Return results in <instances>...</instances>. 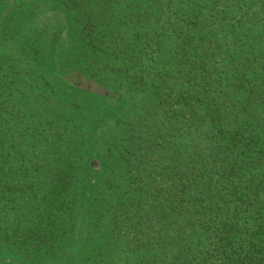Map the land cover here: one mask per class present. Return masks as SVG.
I'll use <instances>...</instances> for the list:
<instances>
[{
    "label": "trees",
    "instance_id": "1",
    "mask_svg": "<svg viewBox=\"0 0 264 264\" xmlns=\"http://www.w3.org/2000/svg\"><path fill=\"white\" fill-rule=\"evenodd\" d=\"M75 264H264V0H0V249Z\"/></svg>",
    "mask_w": 264,
    "mask_h": 264
},
{
    "label": "rangeland",
    "instance_id": "2",
    "mask_svg": "<svg viewBox=\"0 0 264 264\" xmlns=\"http://www.w3.org/2000/svg\"><path fill=\"white\" fill-rule=\"evenodd\" d=\"M80 243H77L74 246L72 251V258L61 257L50 260H41L31 256H26L10 249H0V264H75L76 260L79 258L80 251L79 250Z\"/></svg>",
    "mask_w": 264,
    "mask_h": 264
}]
</instances>
